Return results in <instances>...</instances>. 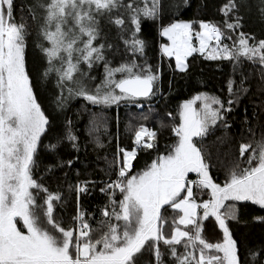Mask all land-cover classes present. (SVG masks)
<instances>
[{
  "label": "snow or ice",
  "instance_id": "6c2138e0",
  "mask_svg": "<svg viewBox=\"0 0 264 264\" xmlns=\"http://www.w3.org/2000/svg\"><path fill=\"white\" fill-rule=\"evenodd\" d=\"M116 2L117 0H47V3L41 5L46 13L42 35L51 45L42 49L49 64L45 75L49 72L57 73L61 84L74 81L73 74L79 71L78 65L81 61L91 66L93 60L103 59L101 48L93 46V40L96 39L93 12L115 7ZM13 4L14 0H0V264H134L135 255L148 242L160 240L173 246V256H177L174 245L185 244L186 254L177 256V264H191L192 261L194 264H238L236 242L225 223L226 218H235L234 213L230 211L222 217L219 209L229 199L252 201L264 208V141L259 142L256 149H252L253 155L248 157L247 167L241 168L237 164L230 170L223 186L214 183L208 175L201 150L193 143V137L204 135L209 124L223 119L221 110L224 109V104L217 97L201 94L181 105V122L173 129L179 137L178 143L168 155L154 160L147 170L127 176L126 170L131 167V160L136 153L135 150L128 152L121 149L124 159L119 176L125 179L108 184L106 188H119L123 199L119 202V211L114 209L109 213L105 210L103 215L115 216L117 221L124 222L123 225L109 223L108 231L93 242L88 230L90 226L83 222L84 214L79 209L74 217L80 221L78 234L72 229L61 227L55 221L53 201L60 197L47 193V189L39 185L31 174L37 142L45 131L48 120L37 103L25 71L26 26L13 21ZM158 4L159 0H152V7L128 5L137 31L139 14L155 16ZM234 7L233 0H228L221 11L227 16ZM70 21L72 27H68ZM114 23L122 25L124 20L117 18ZM199 27L201 31L195 33L200 43L198 49L192 45L191 22H174L162 30L161 34L171 41L170 46H163V51L169 56L175 55L177 67L181 70L186 67L184 59L187 56L196 51L203 53L208 47V41L215 40L219 44L224 35L212 23L201 21ZM226 27L232 28L233 25L226 24ZM126 43H130L133 51H143L144 41L135 38V35ZM81 44L82 47L79 46ZM74 53L78 55L74 57ZM239 56L249 60L258 58L261 65H264V40L249 45L248 39L241 34L238 47H218L208 58L231 60ZM56 61L60 62L59 66ZM136 67L135 64H122L113 69L105 65L104 81L97 86L95 93L81 87L76 94L92 104L102 105L148 97L153 94L157 77L150 68L137 72L134 71ZM115 73L126 75L116 79ZM232 90V83L229 82V92ZM196 101H202L200 109L193 107ZM228 103L231 104L232 101L229 100ZM155 135L154 131L142 125L135 132L134 142L139 146L143 138L147 137L148 142L144 146L152 148L154 145L151 141ZM250 147L241 144L242 157ZM190 172L198 173L200 178L189 183L211 189V200L197 204L193 199L191 186L187 187V195L179 198L186 187L185 178ZM31 189H40L47 193L44 201L46 207L36 203ZM85 191L86 187L77 185L78 193ZM162 205H171L173 209L183 213L178 222L174 221L176 226L170 238L163 235L162 223H158L161 221ZM41 207H44L46 223L58 231L60 236L53 235L43 227L36 212ZM197 208L204 210L202 217L198 218ZM210 216L215 217L223 230L222 243L207 242L202 236L200 221ZM17 218L23 222L26 231L17 226ZM178 225H184L186 229L191 226V231L181 230ZM98 245L101 247H97ZM198 246L199 257L196 258L187 250L189 247ZM213 249L223 255L209 254V250ZM155 255L159 262L158 247H155Z\"/></svg>",
  "mask_w": 264,
  "mask_h": 264
},
{
  "label": "trees",
  "instance_id": "16d2710c",
  "mask_svg": "<svg viewBox=\"0 0 264 264\" xmlns=\"http://www.w3.org/2000/svg\"><path fill=\"white\" fill-rule=\"evenodd\" d=\"M227 2L228 0H177L176 6L171 7V1L159 0L155 16L139 14V31L131 17H124L123 10L112 13L109 17L111 19L105 22V29L109 33L102 38V44H99V47L102 46L103 59L98 63V71L106 75L105 65L114 69L122 64L137 65L134 69L137 72L150 68L157 79L154 81L153 94L146 98L123 100L112 105L92 104L76 94L80 88L72 87L68 82L61 84L60 80L53 78L51 72L45 75L46 67H42L40 79L36 69L37 79L27 69L33 94L48 120L45 131L37 142L31 174L39 185L47 189V193L60 197L53 201V216L61 227L77 233L80 221L74 217L77 216L78 209L84 214L83 222L90 226L88 230L93 242L108 231L109 223L123 225L124 222L117 221L115 216L103 215L105 210L109 213L114 209L119 211L123 194L119 188L107 189L106 185L125 179L119 176L123 153L121 149L129 151L135 146V126L144 124L151 126L156 133L151 141L154 146H144L148 138H143L141 145H136V155L131 160V167L126 170V175L141 173L158 157L168 155L177 140L173 129L179 124L180 106L197 95L217 97L223 102L224 109H230H222L223 119L209 124L206 133L196 139L197 148L201 150L207 164L209 177L220 186L229 177V171L226 172L229 170L226 165L229 158L225 156L229 152L224 148L227 138L232 143L234 157L239 155V145L244 143L251 146L243 157L240 154L237 158L241 168L248 166L247 160L253 155L252 149H256L258 143L264 141V65H261L258 58L249 60L239 56L231 60L209 59L202 53L194 52L186 57L184 70H176L172 58L164 57L159 49L163 40L159 29L175 19H188L193 22L194 27L198 20L216 25L224 34L220 41L222 47H238L241 34L248 39L249 45L264 40L262 7L259 8L255 3L240 6L237 0H233L235 7L226 16L221 9ZM123 3L140 8L152 7V0H123ZM168 4V11L165 12ZM117 18L124 20V24L114 23ZM13 21L26 26L25 42L28 43L36 21L26 0H14ZM226 24H232L233 27L228 28ZM134 35L144 41L142 52L133 51L130 43H126ZM96 45L93 43V46ZM125 75L115 73V78L120 79ZM229 82L232 83V92H229ZM88 83L91 91L97 87L94 82ZM83 88L89 91L86 87ZM229 100L232 101L231 104L228 103ZM98 117L101 118L100 124ZM92 129L95 131L90 135ZM220 134L222 145L217 147L215 142ZM198 180L193 173H188L185 179L186 183ZM77 185L86 187L87 191L78 193ZM190 186L197 204L211 200V189L197 186L196 183H191ZM31 191L36 197V203L44 205L47 193L40 189ZM44 207L36 209L43 227L51 233H59L46 223ZM203 211L202 208H197L198 218L203 216ZM219 211L222 217L230 211L234 213L235 218H226L225 223L236 242L238 264H264V208L252 201L229 199L224 201ZM160 216L161 221L158 223H162L163 235L170 238L176 226L174 221L177 220L178 212L171 205H162ZM200 223L202 236L207 242H223V230L214 216ZM180 228L191 231V226L187 229L185 226ZM155 247L160 251L159 262ZM171 247L173 246L164 244L163 240L150 241L135 255L134 264H177V256L186 254L185 244L174 245L177 256L172 255ZM187 251L198 258L199 246L189 247ZM209 254L222 256V253L214 249L209 250Z\"/></svg>",
  "mask_w": 264,
  "mask_h": 264
},
{
  "label": "rangeland",
  "instance_id": "374dc122",
  "mask_svg": "<svg viewBox=\"0 0 264 264\" xmlns=\"http://www.w3.org/2000/svg\"><path fill=\"white\" fill-rule=\"evenodd\" d=\"M26 1L29 3V5L31 6V8L33 10L34 18H35V21H36V26H35V29H34V31L32 33L31 40L28 43L25 42V48H24L25 71L27 73V69L28 70H31L32 73H33V75L36 77V79H37V71H38V77L40 79L41 78L40 75H41L42 67L43 68H45V67L48 68L49 67L48 58H47L46 54L44 53V51L42 49L43 48H47V47H51L50 43L47 40L44 39V37L42 35V30H41L42 29V25H43V18H44L45 14H46L45 13V9L43 7H41V5L47 3V0H26ZM134 1H136V0H134ZM165 1H169V2L171 1V7H175L176 6L177 0H165ZM237 3L240 4V6H245V7L247 6L248 3H255L259 8L262 7V9L264 11V0H237ZM128 5H130V4L123 3V0H117L115 7H112L110 9H106V10H101L100 12H95V11L93 12V16L95 17V28H96V39L93 40V43L97 44L95 47L101 48V47H99V44H102V38L105 37V36H107V34L109 33V31L105 29V27H106L105 22L106 21H109L111 19L109 17L112 15V13H114V12L118 13L120 10H123L124 13H125L124 17H126V18L127 17H131V13H130V10L128 8ZM85 7H87V6H85ZM93 8H94V6H93ZM168 8H169V4L167 5V8L164 9V11L167 12L168 11ZM180 21H182V22H191L188 19H175V20H172L170 23H168L166 25H163L159 29L160 36L163 39L162 42H161V44H160V47H159L160 53L164 57H170V58H172L173 67L176 70H181V69L177 67V62H176L175 55L169 56L166 53H164V51H163V46H170L171 45V41L168 39L167 36H164L161 33H162V30H163L164 27H167L168 25H170V24H172L174 22H180ZM201 21L202 20H198L196 22L197 23V26L196 27L193 26L192 45H193V47H195L197 49L199 48L200 43H199L198 38L195 36V33L201 31V29L199 27V22H201ZM203 22H205V21H203ZM191 23H193V22H191ZM205 23H207V22H205ZM72 26L73 25H72V23L70 21L68 27H72ZM82 39L86 40L87 37H82ZM79 46L82 47L83 45L81 44ZM218 47H222V45L220 43L218 44L217 41H215V40L208 41V47L205 49V51L202 54H204L207 57H209L210 55L213 54V51L215 49H217ZM196 52L197 53H201L199 51H196ZM76 55H78V54L77 53H74V57ZM185 60H186V58L184 59V64H185ZM99 61L100 60H93L92 63H91V66H89L88 63H85V62L81 61L79 63V65H78L79 71L78 72H75L73 74L74 81H65V82L66 83L67 82L70 83L72 85V87H76V88L86 87L88 90L90 88V83H88V81L94 82L95 84H97V86L98 85H101L102 82L104 81L105 75H104V73L101 74L100 70L98 71V63H99ZM26 62L28 63V65H26ZM73 62H75V59H74ZM55 63H56L57 66H59V63L60 62L59 61H56ZM35 69L37 71H35ZM51 75L56 80H60V78L57 75V73L51 72ZM96 88L93 89L92 91L89 90V92L95 93ZM193 98H191L189 100H192ZM201 106H202V101H196V103L193 105V107H195L197 109H200ZM138 107H139V105H138ZM180 110H181V106H180ZM100 120H101V118L98 117L99 124H100ZM180 122H181V120H180V112H179V124H180ZM179 124H178V126H179ZM142 125L145 126L144 124H138V125H136L134 131L136 132L138 130V128L140 126H142ZM94 131H95V129H92V131L89 132L90 135H92V133ZM151 131H153L152 128H151ZM221 136L222 135L220 134L218 136L216 142H215V144H216L217 147H219V146L222 145L221 144L222 141H221V139H219ZM133 137L135 138V135H133ZM145 138L147 139V137H144V139ZM196 139H197V137H193V143L197 146ZM178 141H179V137L177 136V140H176L174 146L178 143ZM226 141H225V143L223 142L224 143L225 150H228V152H229V153L225 154V156L227 155L228 158H229L227 160L225 159L227 161V164L226 165L229 166V170L226 168L227 169L226 172L228 173V171H229V173H230V170L233 167H235L237 164H239V161H237L238 160L237 158L240 155V151H239V155L237 157H234L233 156V152H232V143L229 142V139L228 138H227ZM174 146H173V148H174ZM240 146L241 145H239V148H240ZM135 147H136V144L128 152L133 151L135 149ZM217 147H216V149H217ZM173 148H172V150H173ZM123 159H124V152L122 153V162H123ZM220 159H221V155L218 156V161L219 162H220ZM203 162L206 164V162L204 161V159H203ZM147 169H145V170H147ZM190 173H193V174L196 175V177L200 178L199 175H198V173H196V172H190ZM134 175H137V174H134ZM134 175H132V176H134ZM189 182L186 183V187H185L184 192H183V194H182V196H181L180 199H182L185 195H187V187L191 185V183H189ZM122 199H123V195H122ZM176 210L178 212V217H177V220L176 221L178 222L179 217L181 215H183V213L180 210H178V209H176ZM17 221H18L17 226L22 231H26V229L23 226V222L20 221L19 218H17ZM179 226L182 227L184 225H179ZM173 230H172V232H173ZM52 234L53 235H56V236H60V234L59 233H56V232H54Z\"/></svg>",
  "mask_w": 264,
  "mask_h": 264
},
{
  "label": "built area",
  "instance_id": "2783aa9c",
  "mask_svg": "<svg viewBox=\"0 0 264 264\" xmlns=\"http://www.w3.org/2000/svg\"><path fill=\"white\" fill-rule=\"evenodd\" d=\"M144 127H146L147 129H149V130L151 131V126L148 125V126H144ZM139 128H140V127H139ZM139 128H138V129H139Z\"/></svg>",
  "mask_w": 264,
  "mask_h": 264
},
{
  "label": "water",
  "instance_id": "95a60500",
  "mask_svg": "<svg viewBox=\"0 0 264 264\" xmlns=\"http://www.w3.org/2000/svg\"><path fill=\"white\" fill-rule=\"evenodd\" d=\"M119 90H117V92H118ZM138 98H146V97H138ZM135 99H137V98H135Z\"/></svg>",
  "mask_w": 264,
  "mask_h": 264
},
{
  "label": "crops",
  "instance_id": "0c3cea01",
  "mask_svg": "<svg viewBox=\"0 0 264 264\" xmlns=\"http://www.w3.org/2000/svg\"><path fill=\"white\" fill-rule=\"evenodd\" d=\"M183 190H184V189H183ZM183 190H182V192H183ZM182 192H181V193H182ZM182 194H183V193H182ZM180 198H181V197H180ZM201 204H202V203H201ZM222 255H223V253H222Z\"/></svg>",
  "mask_w": 264,
  "mask_h": 264
}]
</instances>
